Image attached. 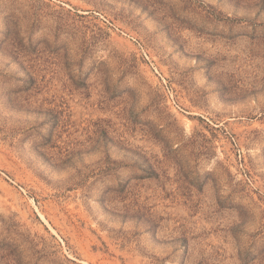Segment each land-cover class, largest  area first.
<instances>
[{"label": "rangeland", "instance_id": "374dc122", "mask_svg": "<svg viewBox=\"0 0 264 264\" xmlns=\"http://www.w3.org/2000/svg\"><path fill=\"white\" fill-rule=\"evenodd\" d=\"M0 264H264V0H0Z\"/></svg>", "mask_w": 264, "mask_h": 264}]
</instances>
